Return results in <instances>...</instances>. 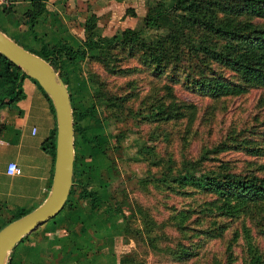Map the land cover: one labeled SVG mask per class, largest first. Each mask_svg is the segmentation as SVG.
<instances>
[{
	"label": "rangeland",
	"instance_id": "374dc122",
	"mask_svg": "<svg viewBox=\"0 0 264 264\" xmlns=\"http://www.w3.org/2000/svg\"><path fill=\"white\" fill-rule=\"evenodd\" d=\"M157 4L165 10L172 0H87L81 14L87 17L93 10L96 32L107 38L128 28L139 30L144 42L154 43L167 30L143 28L140 19ZM134 14L138 19L134 20ZM232 24L257 29L264 27V20L241 17ZM185 33L187 49L205 42L197 30L185 29ZM38 44L19 45L34 52ZM96 54L86 55L76 72L86 99L95 103L98 116L104 118L105 132L115 137L109 153L113 171L107 179L108 195L125 222V234L114 248L116 263L249 264L256 257L264 264V202L231 201L226 207L225 198L188 181L229 174L264 183V88L247 83L238 96L212 99L185 84L172 85L155 77L139 64L138 55L130 58L115 52L111 57L103 50V56L107 54L103 62L93 59ZM126 69L129 74L118 71ZM221 74L237 79L228 70ZM168 92L172 101H167ZM158 102L187 107L176 120H158L152 117ZM3 222L0 218V225ZM49 224L24 237L15 251ZM212 231L219 236L208 237ZM182 250L193 256L179 261L173 251Z\"/></svg>",
	"mask_w": 264,
	"mask_h": 264
},
{
	"label": "trees",
	"instance_id": "16d2710c",
	"mask_svg": "<svg viewBox=\"0 0 264 264\" xmlns=\"http://www.w3.org/2000/svg\"><path fill=\"white\" fill-rule=\"evenodd\" d=\"M0 10L6 13L4 8L0 7ZM34 12L29 14L31 25L42 10L38 9ZM217 15L223 18H218ZM241 17L264 20V0H172L171 6L165 10L157 4L153 8H147L141 20L143 28L167 30L166 35L154 43L144 42L140 38L139 30L135 29H124L110 38L101 37L96 33V17L90 15L83 24L84 39L76 48L61 44L47 51L44 45H41L39 53L35 54L16 45L48 63L54 72L55 70L59 72L67 93L68 91L71 93L68 94L74 121V140H82L87 148L95 153L100 169L110 176L113 171V160L109 153L115 137L105 132L104 118L98 116L95 103L91 99H86L82 79L77 77L69 81L68 73L77 74L75 65L82 62L89 53L92 55L98 52L93 59L105 62L107 54L104 56L102 54L105 50L108 54L114 51L113 54H109L111 57L115 56V52H118V55L126 53L130 58L138 55L139 64L155 77H162L172 85L185 84L189 90L212 99L238 96L247 83L264 88V27L246 29L240 28L238 24H232L234 19ZM185 29L201 32L205 42L201 40L198 47L191 45L187 49ZM34 40L39 42L38 39ZM221 69L228 70L236 75L237 79L225 78L221 74ZM105 70L111 74L115 71L108 65H105ZM118 71L123 74L130 73L128 69ZM24 81L33 85L47 104L52 125L46 139L45 150L50 157L52 167L55 122L51 102L35 81L26 77L0 55V108L22 98L21 85ZM168 96L170 98L167 101H172L170 92ZM144 101L149 102V100ZM186 107V104L174 107L173 102L164 105L158 102V105L153 107L155 110L152 112V117L158 120H176L183 115L181 110ZM84 120L85 123L80 124ZM253 151L258 150L253 149ZM188 181L197 188L225 198L223 205L226 207L231 201L240 204L264 202V183L255 179L247 180L235 175L217 174L201 179L192 177ZM102 187L106 189L104 198L111 201V194L107 195L110 185L104 183ZM70 194L71 189L68 196ZM79 197L87 199L91 207L98 205L99 197L93 192L82 188ZM66 203L67 200L64 204ZM112 203L113 207L108 206L105 212L110 215L118 214L124 221V216L114 208L113 201ZM27 213L20 211L17 218ZM11 221L13 220H7L0 229ZM123 233L125 234V222ZM218 236L219 233L216 234L215 231L208 232V237ZM173 255L181 262L193 256L184 250L173 251ZM7 264H10V261H7ZM249 264H261V262L254 257Z\"/></svg>",
	"mask_w": 264,
	"mask_h": 264
},
{
	"label": "crops",
	"instance_id": "0c3cea01",
	"mask_svg": "<svg viewBox=\"0 0 264 264\" xmlns=\"http://www.w3.org/2000/svg\"><path fill=\"white\" fill-rule=\"evenodd\" d=\"M86 2L87 0H6L5 5L0 6L7 13L0 10V32L18 45L39 43L37 51H31L35 54L39 53L41 45L47 51L61 44L76 48L84 39L85 20L95 14L93 10L87 17L81 14V7ZM38 9L42 12L31 25L29 14ZM135 15L137 14H134V20L138 19ZM61 36L66 37L67 42ZM75 66L77 69V64ZM71 75L73 74L69 72V81L75 80L80 74L77 72V76ZM21 87L22 98L0 108L2 224L7 220H15L20 211L29 213L36 209L46 198L52 180L51 161L45 150L52 125L47 104L29 82L24 81ZM68 93L71 94L70 91ZM72 123L74 124L73 117ZM81 123H85V120ZM94 154L82 140H74L73 134L72 185L67 203L49 220L48 226L36 233L30 241L23 242L17 252L16 247L23 240L14 246L7 258L10 264H117L114 248L116 241L124 236V221L118 214L110 215L105 212L108 206L113 207L112 201L104 198L106 189L102 187L104 183H108L109 175L100 169ZM11 162L19 168V175L6 174V166ZM82 188L99 197L97 206L91 207L87 199L79 197ZM13 211H17L15 216L8 215Z\"/></svg>",
	"mask_w": 264,
	"mask_h": 264
},
{
	"label": "water",
	"instance_id": "95a60500",
	"mask_svg": "<svg viewBox=\"0 0 264 264\" xmlns=\"http://www.w3.org/2000/svg\"><path fill=\"white\" fill-rule=\"evenodd\" d=\"M0 55L35 81L50 100L55 119L52 180L47 196L36 209L0 229V264H7L14 246L55 217L67 199L72 185L73 123L67 90L48 63L23 50L1 32Z\"/></svg>",
	"mask_w": 264,
	"mask_h": 264
},
{
	"label": "built area",
	"instance_id": "2783aa9c",
	"mask_svg": "<svg viewBox=\"0 0 264 264\" xmlns=\"http://www.w3.org/2000/svg\"><path fill=\"white\" fill-rule=\"evenodd\" d=\"M6 0H0V6L5 5ZM8 176H17L20 174L19 168L14 163H8L5 170Z\"/></svg>",
	"mask_w": 264,
	"mask_h": 264
},
{
	"label": "flooded vegetation",
	"instance_id": "af4514ba",
	"mask_svg": "<svg viewBox=\"0 0 264 264\" xmlns=\"http://www.w3.org/2000/svg\"><path fill=\"white\" fill-rule=\"evenodd\" d=\"M69 191H70V190H69ZM67 199H68V196H67ZM67 199H66V200H67ZM65 202H66V201H65ZM70 205H71V204H69V206H70Z\"/></svg>",
	"mask_w": 264,
	"mask_h": 264
}]
</instances>
